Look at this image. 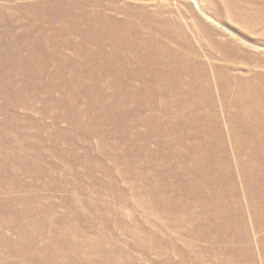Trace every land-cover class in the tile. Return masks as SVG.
<instances>
[{"label":"rangeland","instance_id":"1","mask_svg":"<svg viewBox=\"0 0 264 264\" xmlns=\"http://www.w3.org/2000/svg\"><path fill=\"white\" fill-rule=\"evenodd\" d=\"M0 264H264V0H0Z\"/></svg>","mask_w":264,"mask_h":264}]
</instances>
